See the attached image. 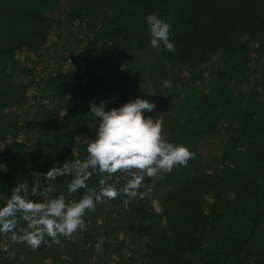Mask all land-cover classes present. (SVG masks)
Returning a JSON list of instances; mask_svg holds the SVG:
<instances>
[{
	"label": "trees",
	"instance_id": "trees-1",
	"mask_svg": "<svg viewBox=\"0 0 264 264\" xmlns=\"http://www.w3.org/2000/svg\"><path fill=\"white\" fill-rule=\"evenodd\" d=\"M60 3L0 0V206L20 182L29 185L23 195L43 201L31 193L33 171L86 157L84 139L96 132L90 102L117 107L106 90L124 99L153 80L171 104L166 139L195 156L155 181L154 191L173 184L159 198L98 203L84 216L91 228L74 242L61 237L35 254L86 264L103 234L102 248L114 256L105 264H264V0H68L51 16ZM153 13L171 25L175 52L151 48L145 17ZM75 32L54 69L39 71ZM164 80L173 87L163 88ZM33 109L34 121L22 122L19 112ZM210 143L215 158L204 154ZM100 178L94 174L89 188L98 189ZM70 179L58 177L53 195H66ZM124 182L120 173L109 181L117 188ZM131 242L143 253L132 252ZM6 253L0 264H11Z\"/></svg>",
	"mask_w": 264,
	"mask_h": 264
},
{
	"label": "clouds",
	"instance_id": "clouds-1",
	"mask_svg": "<svg viewBox=\"0 0 264 264\" xmlns=\"http://www.w3.org/2000/svg\"><path fill=\"white\" fill-rule=\"evenodd\" d=\"M151 48L175 52L170 39L171 25L155 13L145 17ZM165 88H172V82L162 81ZM177 88L180 85H176ZM95 99V98H94ZM109 101L101 100L97 105L90 102V112L96 119V132L92 139H84L86 157L65 160L61 165L54 162L46 173L33 171L32 195L39 193L43 201L32 200L23 193L28 192L26 182L17 183L10 198L0 206V235L7 238L3 251L10 244H24L36 251L42 244L51 247L60 245L61 237L74 242L79 233L87 230L84 220L87 212L95 211L98 203L125 197V203L144 199L155 187L156 180H164L178 166H187L195 154L184 144L168 142L164 135L163 117L145 118V112H152L155 103L136 98L120 107L106 109ZM122 174L124 184L117 188L110 179ZM99 174V188H89L88 181ZM46 186L41 188L40 177ZM58 177H70L66 195L54 196V181ZM153 183L145 185V179ZM145 189L141 191V189ZM84 190L82 196L77 194ZM23 222V226L21 225ZM106 237L101 234L94 245L100 253ZM48 240L51 243H48Z\"/></svg>",
	"mask_w": 264,
	"mask_h": 264
},
{
	"label": "rangeland",
	"instance_id": "rangeland-1",
	"mask_svg": "<svg viewBox=\"0 0 264 264\" xmlns=\"http://www.w3.org/2000/svg\"><path fill=\"white\" fill-rule=\"evenodd\" d=\"M67 1L68 0H61L59 8L53 14H51V16H53V17L60 16L66 10V6H67L66 2ZM75 34H77V32H75L73 34L72 38H70L66 41L59 42L60 48H58V51L52 53L45 62L40 63L38 65V70L40 71L41 68H46V71H44V74H47L48 71L54 69L55 64L58 62V59L60 58L59 56L65 52V49H66L65 46L70 48V46H68V45L71 44L72 42L76 41L75 40ZM63 44H65V45L63 46ZM260 57H261V55H260ZM260 57L255 56L254 61ZM263 59H264V57H263ZM258 60L262 62L261 58ZM153 83H154L153 80H148L146 82L140 83L139 86L133 92L128 93V95L124 99L120 98L117 95L116 96L113 95L112 93L108 92L107 90L103 91V93L107 96L114 97L117 107H120L129 101H134L138 97L141 99H146L149 102L155 103L156 107L153 109L152 112H150V113L145 112L144 113L145 118L153 117V119H156V118H160L162 116L163 121H164V125H163L164 135H165V138H167L168 133H169V127H170L169 116H170V112H171V110H170L171 104H164L162 102V99L160 96V93H161L160 87L161 86H154ZM254 83H255L254 77H252L249 82L246 80L245 90L246 91L251 90V86ZM163 88H165V87H163ZM21 113L19 112V116H20V120L22 122L28 120V122L32 123L34 121V117H35L34 109L31 110L29 112V114H27L26 111L21 112ZM218 153H219L218 148L216 146H213L212 143H210L204 151V154H206V155L208 154V155L212 156L213 158H215L218 155ZM163 185L165 186L164 189H160V190H156V191L152 190V192L149 193V195L151 197L159 198L161 196V194L163 193V191L170 188L173 184L171 182L167 181L166 184H163ZM104 214H105V212H104ZM106 214H107V216L106 215H104V216H105V218L108 219L110 217V215L108 213H106ZM96 224H97V227L102 226L103 222L99 220V221H97ZM87 225H88L87 228H91V225L89 223ZM6 243L7 242H5V244ZM0 245H1V247H0V252H1V251H3V246H4V242L1 239H0ZM130 248H131V251L134 252L135 254L143 253V246L140 242H134L133 244L131 242ZM106 252H107V255L105 257L104 255ZM106 252H105L104 248H102V251L100 253L95 252V254H93V256L90 258V260L86 262V264H105L111 258H113V259H111L110 262H113L114 256L112 255L113 256L112 257L110 255V254H112L111 253L112 250L108 249ZM1 254H3V252ZM40 256H41V260L39 262H37V257H39L38 259H40ZM5 257H6L7 262H9L11 264H13V261L16 258H19V261L14 262V264H55V263L56 264H68L67 262H65V263L62 262V261H64V258H62V255H61V257L58 258L61 262L55 261L54 263H50L49 260L45 261L42 259V255H36L35 251H31V250L29 251V249H27V247L24 246L23 244H10ZM57 257H58V255H57Z\"/></svg>",
	"mask_w": 264,
	"mask_h": 264
}]
</instances>
